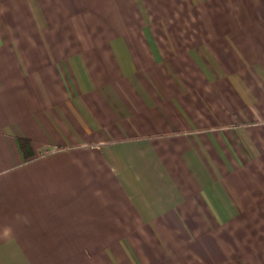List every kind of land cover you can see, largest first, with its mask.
Segmentation results:
<instances>
[{"label": "crops", "instance_id": "0c3cea01", "mask_svg": "<svg viewBox=\"0 0 264 264\" xmlns=\"http://www.w3.org/2000/svg\"><path fill=\"white\" fill-rule=\"evenodd\" d=\"M0 264H264V0H0Z\"/></svg>", "mask_w": 264, "mask_h": 264}]
</instances>
